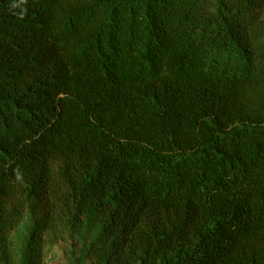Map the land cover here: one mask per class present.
I'll return each mask as SVG.
<instances>
[{"label": "trees", "instance_id": "1", "mask_svg": "<svg viewBox=\"0 0 264 264\" xmlns=\"http://www.w3.org/2000/svg\"><path fill=\"white\" fill-rule=\"evenodd\" d=\"M78 229L93 264H264V0H0V264Z\"/></svg>", "mask_w": 264, "mask_h": 264}, {"label": "rangeland", "instance_id": "2", "mask_svg": "<svg viewBox=\"0 0 264 264\" xmlns=\"http://www.w3.org/2000/svg\"><path fill=\"white\" fill-rule=\"evenodd\" d=\"M27 220V215H24L18 227L11 232L10 236L15 242L19 243L23 240L28 224ZM73 240L77 242L72 244ZM73 240L69 237L67 232L60 231L59 239L51 244H46L42 249L45 264H93L95 260L93 256L78 258L80 252L79 242L81 240H86L87 242L90 238L86 235H82L81 229H78ZM74 259L79 260L75 262Z\"/></svg>", "mask_w": 264, "mask_h": 264}]
</instances>
